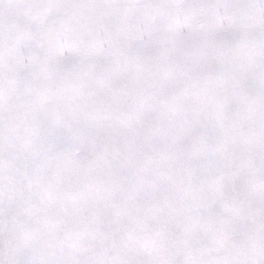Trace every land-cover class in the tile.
<instances>
[{"label": "snow or ice", "instance_id": "1", "mask_svg": "<svg viewBox=\"0 0 264 264\" xmlns=\"http://www.w3.org/2000/svg\"><path fill=\"white\" fill-rule=\"evenodd\" d=\"M0 264H264V0H0Z\"/></svg>", "mask_w": 264, "mask_h": 264}]
</instances>
